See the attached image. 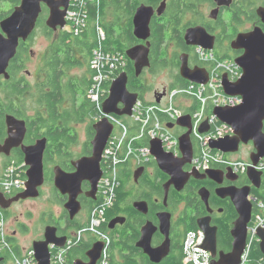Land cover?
<instances>
[{
  "label": "flooded vegetation",
  "instance_id": "af4514ba",
  "mask_svg": "<svg viewBox=\"0 0 264 264\" xmlns=\"http://www.w3.org/2000/svg\"><path fill=\"white\" fill-rule=\"evenodd\" d=\"M111 1L112 4L108 5L105 14L109 9L115 10L118 8V10H116L122 14L119 22L121 25V31L126 27L130 19L133 25L134 15L138 8L131 18V16L128 17L127 15L125 3L120 6L114 5V0H107L109 3ZM139 1L141 2L139 6L146 5L153 7L155 9V16L153 17L151 23V37L148 40L151 50V66L145 69L140 76V78L142 77V80L139 85L142 84V86L145 87L143 88L145 89V92L137 94H139V96H143L148 101L146 93L151 90V86L145 80V73L147 71L159 73L160 71L165 72L170 70V75L174 80L170 83V88H164L163 91H152L153 99L152 101H148L151 103H157L156 99L158 94H162L165 91L167 95V92L175 84L180 82L182 78L180 75L182 57L188 58V66L191 69L200 67L206 69L207 71L209 70L208 67L206 68L199 60V47L188 44L186 40L188 30L199 28L201 29L200 31L206 32L207 38L213 45V49L207 51L214 53L219 60H226L229 62H235L236 58L245 53V49L235 48L233 46L241 35L250 34L257 29H261L264 34V20L261 16L264 14V0ZM163 3H165L164 10L162 14H159L158 11ZM48 16L46 17V20ZM64 31L67 30L53 31L55 35L50 38L48 37V39H51L49 40L51 43L42 55L40 67H37L33 72L28 69V64L26 63V69H23L20 73L19 80L22 81L21 87L26 90V115L22 114L21 116V114L9 113L7 110L8 107H13L17 104L15 100V91H13L15 89V82L10 68L8 69L10 78L7 79L3 76L0 79V146L3 145L8 138L7 116H14L16 119L24 121L26 124V134L21 146L13 148L9 155L0 153V172L3 167H6L12 162L17 163L19 159H22V163H25L23 147L35 146L41 139L47 140V146L44 153V185L39 189L40 196L32 199H20L19 201L12 203L8 210L2 209L7 219V223L10 222V220H15L16 228L13 230L15 232L13 235L10 234L9 236L14 239L13 241H11V239L9 240L14 256H17L14 249L17 246L20 247L17 242L18 231L28 230L27 225L19 221V218H22L23 214L17 213L18 208H25L26 213H32L29 209H27L30 207L28 204L46 198L47 209L41 214V220L45 224L44 231H46V229L50 226L54 227L58 231V237H66L69 241V239L76 235L78 232L77 230L80 227L83 229L88 228L90 215L101 202L100 192H98V194L94 197L90 196L92 190L91 181L84 180L81 185L82 192L78 198L82 204V211L74 220H71L64 208L69 197L61 194L55 185L56 169L60 168L66 174L73 175L78 171L74 165L75 162L84 158H91L93 156L92 141L96 135L94 125L100 121V119L102 120L105 117L103 115L102 118L98 119L95 116L93 119L86 118L84 121H78V119H74L78 114L73 113L72 117L74 120L69 125L71 128L69 136L64 133V120L60 117L61 114L65 116L63 111L64 108L70 106L69 99L71 98V95L67 92L71 90L77 92L76 94L78 99H80L78 104L81 107L85 104H90L89 102H85L86 99L83 96V100L81 101L80 90L82 89V86L88 84L92 75L91 70L88 68L87 64H85L82 69L80 67H74L67 70L61 69L59 79L55 78L54 75L50 77V68H46V64L49 57L53 53V48L59 51L58 56H63L65 54L60 52V49L68 50L66 47L59 49V47H61L62 40L60 33ZM159 31L164 34L165 42L161 44V47L158 50L157 43L159 42L158 39L160 37V34L158 33ZM72 38L75 39L78 37L73 36ZM136 40V42L134 41L133 44L127 48L126 54L135 46L148 44V42H142L138 39ZM31 41L32 40L30 38L27 42H22L25 43L24 45L28 52V61L33 60L34 57L31 50ZM89 47L90 46L88 44L85 48L79 45H73L74 59L85 63V61H87L86 56L89 53ZM80 72L83 73L82 76L78 74ZM208 75L211 77L210 71H208ZM50 81L52 87L49 86ZM108 84L109 83L106 82L105 86ZM132 84H134V82H132ZM9 86L10 91L7 92V87ZM54 87L58 88L57 95L50 96L49 92L52 93L54 91H50V89H54ZM166 95L162 98V100L166 97ZM108 96L105 97L104 101L108 98ZM87 97L91 100L89 92ZM30 101L34 103L33 106L30 105ZM50 104H55L60 114V117H57L56 119L58 132L54 131L55 127H51L50 129L52 132L49 133L46 121L49 119L47 113ZM81 107L78 108V111ZM88 122H90V125L87 131V140L83 144L82 151H80L79 154L74 155L72 154V150L79 143V128L81 125L87 124ZM51 136L56 137V142L52 140ZM66 137L69 140H72L73 143L65 144ZM244 162L251 161L249 160ZM26 166L28 170L30 167L27 164ZM139 168H143V170L140 175L137 176L136 172ZM189 170V168H186V171ZM219 170H223L225 172L227 171L226 169ZM102 171L104 177L105 169L103 163ZM121 175L123 178V182L120 183L122 199L117 203L116 214L110 220L105 219L107 224L105 231H107L109 236L114 237L115 241L124 240L126 242V250H128L129 246L134 249L137 253L138 264H155L146 254V245L142 242L144 228L148 225L155 229L152 233L150 241V248L152 250L161 248L168 238L170 240V251L159 264H165L171 259L172 255H178L180 253L179 249L184 245L188 228H190L191 225L198 226L199 221L207 220L213 228H216V231H207V234L210 236L212 232H215V252L218 259H220L222 254H228L233 251L235 239L232 230L236 220L239 218V213L232 199L229 197L223 198L218 194V190L230 187L240 189L244 186L251 185L248 179V173L241 175L235 174L236 176H234V180L228 178L225 174L222 183H218L210 178H206L204 180L191 179L182 191H178L174 185H171L168 190L167 200H165V185L168 184L171 178L159 169L155 161H152L149 166H136L132 163L129 169L122 167ZM202 190H207L209 192L208 202L203 201ZM253 192L254 188H252V193ZM19 194L20 193H17L16 195ZM136 204H144L142 210H137L135 207ZM5 212H7V214ZM164 213L171 214L172 216L171 230L169 231L168 236L164 235L163 231L160 230L161 215ZM116 218L123 219L124 223L116 224L114 228H110L111 221ZM8 230H10V227ZM44 235L45 232L40 240L44 239ZM97 241L98 239L94 234L86 233L83 237L82 244H79L75 248L74 254H70V256L66 257V259L69 262L72 258H74L73 262L80 259L84 263H88L89 258L87 256V252ZM253 250L260 251L261 255L258 258L252 256L253 259L252 257L250 258V264H264V254L261 251L260 243L254 245ZM31 251L32 250L22 256L30 253ZM122 254H127V251ZM2 258H5V262L3 264H6V261L9 258L14 261V257L12 255H10V257L5 255V257ZM121 259L120 254H118L117 260L119 261Z\"/></svg>",
  "mask_w": 264,
  "mask_h": 264
},
{
  "label": "water",
  "instance_id": "95a60500",
  "mask_svg": "<svg viewBox=\"0 0 264 264\" xmlns=\"http://www.w3.org/2000/svg\"><path fill=\"white\" fill-rule=\"evenodd\" d=\"M44 7L49 10V16L46 20L47 27L52 31L65 30L70 0H21L11 15L0 22V79L3 76L7 79L10 78L8 69L18 53L20 43L27 42L36 32ZM164 7L165 3L160 7L159 14H162ZM154 16L155 9L153 7L146 5L138 7L133 19V33L136 39L148 42L151 37V23ZM261 16L264 20V14ZM200 30L196 28L187 31L186 40L188 44L205 50H212L213 45L207 38L206 32ZM233 46L245 49V53L235 59V63L242 69V77L232 83L224 75L223 88L228 96L242 97L243 103L237 107H220L214 110V115L222 123L229 125L233 129L234 134L218 141H211L210 147L213 150L231 155L239 152L242 145L252 144L254 151L250 155V161L253 166L248 172V179L251 185L240 189L230 187L218 190V194L223 198L229 197L232 199L239 213V218L236 220L232 230L235 239L233 251L228 254H222L220 259H218L215 252V232H212L210 236L207 234V231H216V228H213L207 220L198 222V228L206 235L204 249L211 254L212 264H241L242 256L247 248L249 226L253 219L252 188L260 189L264 178V173L256 169V166L264 159V34L261 29H257L250 34H243ZM150 52L149 42L147 45L135 46L127 52V56L134 63L136 77L139 78L145 69L151 66ZM180 75L184 80L199 85L206 84L209 81L208 71L200 67L191 69L188 66L187 57L181 58ZM128 86L129 75L127 72L121 73L112 82L109 96L103 103L105 117L94 125L96 135L92 141L93 156L75 162L74 165L78 171L73 175L66 174L60 168L55 171L56 188L61 194L69 197L64 208L71 220H74L82 211V204L78 199L82 192V182L84 180L91 181L92 190L90 196L94 197L99 192V185L103 178V156L115 130V126L110 121L109 116L118 118H131L133 116V108L140 96L137 93L130 92ZM165 95V91L157 95L156 101L158 104L161 103ZM177 124L187 129V132L179 138L181 158H176L171 153H167L161 141L153 140L151 142V154L155 162L159 169L171 178L168 184L165 185V200H167L168 190L171 185H174L178 191H182L191 179L204 180L210 178L222 183L226 174L228 178L234 180L236 175L232 169H228L227 172L215 169L205 174L197 171H186V167L191 165L195 153L192 140L191 116L182 117ZM7 126L8 138L0 146V153L9 155L13 148L21 146L26 134V124L14 116H7ZM168 127L173 129L174 125H169ZM209 130L210 127L205 123L202 125L200 132L208 133ZM46 146L47 140L41 139L35 146L23 147L25 163L30 167L27 171L29 179L27 189L12 199H6L0 191V207L2 209L8 210L12 203L20 199H32L40 196L39 189L44 185V153ZM142 170L143 168H139L136 175L139 176ZM208 196L209 192L202 190L204 202H208ZM143 206L144 204H136L135 207L137 210H142ZM171 220V214L164 213L161 215L160 230L163 231L164 235H169ZM123 223V219L116 218L111 221L110 228H114L116 224ZM153 231L155 229L152 226H146L142 242L146 245V254L151 261L159 264L170 251V240L168 238L161 248L152 250L150 241ZM258 237L261 240V251L264 254V229L259 230ZM67 241L66 237H58L56 228L48 227L45 231L44 239L34 242L32 247V253L37 264H52L53 247L62 249L66 246ZM104 249V243L97 241L87 252L88 263L77 259L73 264H98ZM4 262L5 258H0V264Z\"/></svg>",
  "mask_w": 264,
  "mask_h": 264
},
{
  "label": "built area",
  "instance_id": "2783aa9c",
  "mask_svg": "<svg viewBox=\"0 0 264 264\" xmlns=\"http://www.w3.org/2000/svg\"><path fill=\"white\" fill-rule=\"evenodd\" d=\"M81 1L70 0L66 18L67 26L65 29L75 35H80L87 28V19L83 17V11H78V9L82 10L80 8ZM89 1L93 2L95 0ZM96 2L100 3L101 0ZM97 28L100 40H105L106 35L103 28L100 25ZM198 56L201 63L206 68L208 67V71L211 72L208 83L199 85L188 82L186 87L171 89L160 104L147 103L139 99L133 108V116L130 118L135 126L138 125L139 131H133L128 124L126 125L118 117L109 116L115 130L102 162L105 175L100 182L99 192L104 199V207L102 209L98 207L94 211L89 227L78 231L73 238L67 241L64 248L53 247L52 264H68L66 259L68 250L79 243L86 233L94 234L98 241L103 242L105 245L102 258L98 264H111L108 249L111 238L109 234L101 232L99 228L105 222L103 210L108 205H112L116 189L120 185L118 180L119 166L128 159H131L136 166H146L155 161L151 154V142L153 140L161 141L167 153H171L176 158H181L179 138L187 132V129L178 126L177 123L186 115L191 116L192 140L195 150L191 165L186 167L190 169L189 172L197 171L205 174L215 169H232L234 174L239 175L249 172V169L253 166L251 162L231 158L230 155L213 150L210 147L211 141H218L234 134L229 125L222 123L214 115V110L220 107H237L243 103L242 97L228 96L223 88L224 75L228 77L230 82L234 83L242 77L241 69L235 62L219 60L214 53L201 47L198 48ZM124 58L121 53L115 56L100 50L94 53L92 66L97 74L93 79L89 96L98 110L101 111L98 119L104 115L103 97L106 91L103 85L109 81L111 86L112 82L119 76H115L114 70L119 66H126V59ZM178 100L184 105L183 109L177 105ZM205 123L208 124L210 130L208 133H201L200 129ZM169 125H174V128L170 129ZM117 126L118 132H116ZM135 141L142 142V146L135 148ZM256 169L264 173V159L260 161ZM27 171L25 163L12 162L3 167L0 172V191L7 199L13 198L18 192L27 189L29 181ZM251 201L254 207L253 219L249 226L247 248L242 256L241 264H249V255L253 245L261 242L258 232L260 229H264V201L258 200L254 196L251 197ZM9 236L7 219L0 207V258L10 254L14 257L15 264H37L32 251L22 257L14 256L8 240ZM205 241L206 235L200 229L187 234L184 243V264L213 263L211 254L204 249Z\"/></svg>",
  "mask_w": 264,
  "mask_h": 264
},
{
  "label": "trees",
  "instance_id": "16d2710c",
  "mask_svg": "<svg viewBox=\"0 0 264 264\" xmlns=\"http://www.w3.org/2000/svg\"><path fill=\"white\" fill-rule=\"evenodd\" d=\"M97 0L90 2L89 0H82L81 1V5L80 8H82V10L78 9L79 12L83 11V17L85 19H87V28L83 30V32L80 35H75L74 33L68 32V31H64L60 33V37H62L61 40V47H66V49L68 50H62L60 49V52L65 53L63 56H58L59 51H57V49L53 48V53L52 55L49 57L47 64H46V68H50L49 70V75L50 77H52L53 75L55 76V78L59 79L60 77V71L62 70H67L70 68H74V67H80L81 69L84 68L85 64H87L88 68L91 70V78L88 82V84H86L85 86H82V89L80 90V94H81V101L82 96L86 99L85 102H89L90 104H85L82 107L78 104L80 99H78L77 96V92L76 91H68L67 93H69V95H71V98L69 99V103L70 106L69 107H65L64 108V115L60 114L58 112L57 107L54 105H49L48 107V128H49V133L52 132V130L50 129L51 127H55L54 131H57V117H60L61 119L64 120V133L67 134L69 136V133L71 131L70 128V123L74 120V119H78V121H84L86 118H91L93 119L95 116L98 118L101 111L98 110V108L95 106V104L89 100V98L87 97L88 92L90 91L92 85H93V79L95 77V75L97 74L96 70L93 69L92 66V61L94 59V53L97 50L100 51H105L109 54H112V56H115L116 54L121 53L122 55H124V59H126V66L125 67H121L119 66L117 69L114 70L115 72V76L116 75H120L123 72H127L129 75V80H130V84L128 86L130 92L132 93H140V92H145V88L144 86L139 85V83L142 80V77L138 78L136 77L135 74V68H134V63L129 59V57L126 54V50L128 47H130L133 42L137 41L136 38L133 35V25L131 23V19L129 20V23L126 25V27L124 29H122V31L120 30L119 34H116L115 28L112 26L111 28H107V31L105 30V34H106V38L105 40H100L99 38V34H98V25L104 27L105 25L103 24V19L105 16V12H106V8L108 7V5L110 4L109 2H107V0H101V2H96ZM114 5H120L122 6L125 3V7L127 9V15L128 17L133 16V14L135 13L136 9L139 7L140 5V1L139 0H114ZM21 0H0V22L2 20H4L5 18H7L9 15H11V13L14 11L15 7L18 6L20 4ZM118 10V8H116ZM48 12L49 10L44 7L43 8V13L40 17V20L38 22V27H42L45 25V20L46 17L48 16ZM127 19V17H126ZM126 21V20H125ZM125 23V22H124ZM123 23V24H124ZM119 26L121 27V25L119 24ZM165 28V27H164ZM105 29V28H104ZM165 30V29H164ZM161 31H159L158 33L160 34V37L158 39V43H157V48L158 50L161 47V44H163L165 42L164 40V34L160 33ZM35 34V33H34ZM31 37V40L34 37ZM46 34L49 37H52L53 35H55L53 33V31L49 30L46 27ZM78 37L73 39L72 37ZM91 43V44H90ZM25 43L21 42V48L19 47L18 53L15 57V59L11 62L10 64V71L12 73V76L14 77V82H15V89L13 91H15V100H16V105L13 107H8V112L9 113H14V114H25V111H27V104H26V100H25V95H26V90L25 88L21 87V83L22 81L19 80V76L20 73L23 69H26V63L29 60L28 57V52L27 49L25 48ZM89 45V53L86 56L87 61H85V63L80 62L78 60L74 59L73 56V45H79L81 47H86V45ZM58 49V50H59ZM65 56V57H64ZM85 59V58H84ZM181 78V77H180ZM109 82V81H107ZM132 82H134V84H132ZM110 83L105 86V84L103 85L104 90L106 91L105 96L103 97V100L105 99V97L108 96V90L110 89ZM67 84V83H65ZM188 85V81L184 80L181 78L180 82L178 84H175L171 89L174 88H179V87H186ZM49 86L52 87L51 85V81L49 82ZM54 90L52 93L49 92L50 96L57 95V87H54V89H50ZM83 90V91H82ZM10 91V86L7 87V92ZM84 92V93H83ZM66 93V94H67ZM107 95V96H106ZM140 99L143 100L144 102L147 103H151L148 102L143 96H140ZM80 108V110L78 111V108ZM22 111V112H21ZM73 113L74 114H78L77 117H75L73 119ZM121 119L126 125L128 124L130 126V129L137 130L139 131V127L138 125L135 126L133 124V122L130 120V118L128 117H123V118H119ZM58 132V131H57ZM52 140L54 142H56V137L55 136H51ZM69 143H73L72 140H69L66 137L65 140V144H69ZM142 146V142H138L135 141V148L136 147H141ZM23 162L22 159H19L17 164H21ZM10 164V163H9ZM8 164V165H9ZM132 161L131 159H128L124 164L119 166V175H118V180L119 183L123 182V178L121 175V168L125 167V169H129L131 167ZM7 165V166H8ZM150 164H148L147 166H149ZM101 196V202L98 204V206L93 210V212L90 215V219L93 217V213L94 211L99 207L100 209H102L104 207V199L101 195V193H99ZM252 195L254 197H256L258 200L264 201V178H263V183L260 189H255L254 188V192L252 193ZM122 199V191H121V186L119 185V187L116 189V195L114 198V202L112 203V205H108V207H106L103 210L104 213V218L107 220H110L117 211V203L119 200ZM103 204V205H102ZM102 205V206H101ZM101 206V207H100ZM7 214V212H5ZM67 213V212H66ZM89 225H90V221H89ZM88 225V227H89ZM107 228V224L106 221L101 224L99 230L103 233L107 234V231H105ZM199 228L196 225H191L190 228H188L186 236L189 232L192 231H197ZM83 230L82 227H80L77 231H81ZM111 243L108 246L109 249V259L111 260V264H138V259H137V253L134 249H132L130 246L128 248V250H126L125 247V241H115L114 237H111ZM13 241L14 239H12L11 237L8 238V240ZM186 239V237H185ZM83 239L77 243L75 246H73L71 249L68 250L66 256L69 257L70 254H74L75 248L79 245L82 244ZM185 243V242H184ZM256 245V243L254 244ZM254 245L250 251V255H249V264H250V258L252 256L258 258L261 255L260 251H254ZM15 254L17 256H22L23 255V251L22 249L17 246L15 249ZM127 254L123 255L122 253L126 252ZM180 253L178 255H172L171 259L169 261H167L165 264H184V257H185V251H184V245L180 247L179 249ZM253 253V254H252ZM14 254V253H13ZM120 254L121 256V260H117V255ZM7 257H10V255H6ZM73 259L69 262L68 260V264H73ZM253 259V257H252Z\"/></svg>",
  "mask_w": 264,
  "mask_h": 264
},
{
  "label": "rangeland",
  "instance_id": "374dc122",
  "mask_svg": "<svg viewBox=\"0 0 264 264\" xmlns=\"http://www.w3.org/2000/svg\"><path fill=\"white\" fill-rule=\"evenodd\" d=\"M112 4V1L110 2ZM121 13L116 9H109L105 14L103 19V24L105 25L103 28L107 31V28H111L112 26L115 28L116 34H119L121 27L119 26ZM119 16V17H118ZM49 36L46 34V25L39 27L36 29L34 37L31 41V50L33 52V60L27 62L28 69L30 71H35L37 67L41 66V59L43 53L47 50L50 45L51 39H48ZM50 38V37H49ZM170 70L160 71L159 73H152L147 71L145 73V80L151 86V90L146 93V97L148 101H152L153 93L152 91H163L164 88H170V83L173 82V78L170 75ZM77 73V72H75ZM80 76L83 75L82 72L78 73ZM171 90V89H170ZM169 90V91H170ZM163 101V100H162ZM164 103V102H163ZM30 105L33 106L34 103L30 101ZM177 105L183 109V104L178 100ZM131 120V119H130ZM132 121V120H131ZM90 122L87 124L81 125L79 128V143L72 150V154L77 155L80 151H82L83 144L87 140V131L89 128ZM118 126L117 131L118 132ZM253 151L252 144L250 145H242L240 151L234 154H231L230 157L237 160L249 161L250 155ZM29 209L32 213H26L25 208H18L17 213H22V218H19V221L25 223L28 227L27 231H18L17 233V242L19 243L23 254L32 250L34 242L40 240L43 236L44 231V222L41 220V214L44 210L47 209L46 198H43L39 201H35L34 203H29ZM10 227L9 233L14 234L13 231L16 228L15 220H10L7 223V229ZM6 264H15V262L9 258L6 261Z\"/></svg>",
  "mask_w": 264,
  "mask_h": 264
},
{
  "label": "bare ground",
  "instance_id": "6f19581e",
  "mask_svg": "<svg viewBox=\"0 0 264 264\" xmlns=\"http://www.w3.org/2000/svg\"><path fill=\"white\" fill-rule=\"evenodd\" d=\"M183 108H184V106H183ZM18 193H22V192H18Z\"/></svg>",
  "mask_w": 264,
  "mask_h": 264
},
{
  "label": "clouds",
  "instance_id": "9594fccd",
  "mask_svg": "<svg viewBox=\"0 0 264 264\" xmlns=\"http://www.w3.org/2000/svg\"><path fill=\"white\" fill-rule=\"evenodd\" d=\"M227 172V171H226ZM253 196V195H252Z\"/></svg>",
  "mask_w": 264,
  "mask_h": 264
}]
</instances>
